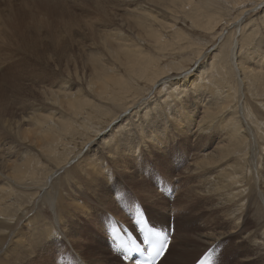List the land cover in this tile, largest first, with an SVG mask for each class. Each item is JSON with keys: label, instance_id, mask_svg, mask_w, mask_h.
Returning a JSON list of instances; mask_svg holds the SVG:
<instances>
[{"label": "bare ground", "instance_id": "obj_1", "mask_svg": "<svg viewBox=\"0 0 264 264\" xmlns=\"http://www.w3.org/2000/svg\"><path fill=\"white\" fill-rule=\"evenodd\" d=\"M13 1L0 0V25L4 31L0 37V49H8L11 54H19V49L26 53L36 52L39 46L42 48H40L41 52L44 49L47 50L52 45L49 42L41 43L40 37L44 35L41 32L48 28L52 32L53 46L55 45L53 48L56 50L66 49V46L63 48L61 45L58 46V43L67 40L70 36L73 37V33L78 29L87 30L86 37L92 39L90 48L94 50L84 54V61H81L83 65L79 63L81 68L90 70L85 78L88 92H84L79 85L76 89H71L72 91L65 89L56 91L51 88L39 90L40 96L46 101H55L57 109L61 108L63 115L56 119L50 114L42 115L40 111H48L49 108L39 107L33 110V116L29 115V127L21 126L20 122H11L12 126L15 125V136L19 139L23 136L22 139L28 140L30 144L38 143L35 147L38 152L26 151L20 154L18 151L16 158L7 157L10 164L0 156V160L4 162H0V167H2L0 177L5 179V183L0 185V191L5 190L4 194L0 195V200L3 196L11 197L14 194L17 198L20 197L23 193H20L19 189L26 190V192L33 189L29 191L30 195L28 193L25 195V197L29 196L27 203L38 193L40 198L36 204L33 201L29 207H34V205L38 207L39 201L45 203L46 211L50 215L45 218L52 219L56 225H60L65 218V223L69 224L68 231L73 235V212L67 210L66 204L61 203V200L63 201L64 194L68 195L71 192L69 188L76 194L78 192L80 196L83 193L82 184L86 190L85 184L94 183L93 181L98 179L100 169L98 170L97 165L104 161L100 162L95 155L101 153L102 156L107 155L116 161L115 155H119L120 152L136 154L139 150L138 145H146L148 138H153L160 144L163 139L161 145H165L166 142L162 135L171 126L174 136L178 133L183 136L192 134L196 150L188 172H191L192 176L197 173L209 174L206 181L208 188L206 193L216 194L223 201L222 203L229 201L230 206L226 214L235 217L236 211L233 210L230 199H227L226 195H221V190L229 191L239 184L246 189H251L249 184L255 182L254 190L258 197L256 201L260 203L259 209L263 211V218L259 220L257 230L255 229L250 235L254 236L251 238L253 241L255 239L258 245L255 249L264 251V169L256 168V151H260L258 154L260 161L261 155L264 154V142L258 143L255 140L252 128L250 132L252 122L258 126V130L264 128V103H262L264 97V0H48L50 3H42V0H21L20 6L12 5ZM117 1L119 3H116ZM260 7L262 12L259 15L256 14L258 16L252 17L245 24L242 23L248 15L254 16L250 13L257 11ZM76 11L85 16L100 15L101 17L87 19L86 23L85 19L82 24L84 19L82 20L83 17L76 14ZM36 15L40 19H36ZM182 19L183 22H186L184 19L190 22V27L193 28L192 31L190 30L192 34L189 35V32L186 33V30L177 26L178 21ZM95 22L101 24L104 29L98 32L99 29L96 30L93 24ZM28 23L34 26L33 31L26 27ZM219 27L221 29L217 31ZM224 30L228 32L219 49V53L225 54L222 60L218 59V55L211 57L207 67H204L205 63L197 69V74L194 73L195 78L191 82L188 77L181 79L182 75L170 76L173 72L180 73L185 63L200 61V57L206 52L204 46L208 44L210 38L216 37ZM237 30L240 35L234 36ZM64 31L67 32V38L63 35ZM96 31L100 34L96 35ZM194 36L198 39H194ZM233 37L237 39L241 37V43L240 39L237 40L235 42L237 48L233 46L231 50L229 44ZM48 40L50 41V38ZM65 42L63 44L67 45ZM58 52L61 54L60 51ZM22 56L26 55L22 54ZM231 60H235L239 83H236L232 65H229ZM223 64L227 65L229 78L235 81L234 83L221 81L226 78V74L223 73ZM181 74L184 75L183 72ZM4 77L1 76L0 79ZM59 83L62 84L63 81ZM4 84H0V107L5 108L2 110L6 112V108L10 105L9 109L7 108V113H9L8 110H13L15 108L13 106L19 104L20 90L17 85L12 84V87H7ZM152 87L157 90L159 96L162 95L163 99L158 98L148 104L146 102L147 105L144 104L141 111L133 110L138 104V99H142V94L150 91ZM237 87L241 91L239 95L243 100L245 99L244 91H248L257 105L255 108L250 102L240 107V98H236ZM8 93L13 96V101L16 100V103L7 102ZM90 93L100 98L97 99L98 102L95 101L96 97L91 96L93 99L90 97ZM180 94L186 95V98L181 99ZM260 94L263 97L260 98ZM200 98L203 102L199 106V114L194 118L195 129L179 132V125L186 126L191 123L196 109L192 101ZM100 100L109 104L104 105ZM229 104L231 105L228 107ZM226 107L228 108L225 109ZM144 108L148 109L144 110ZM150 110H154V113L151 114ZM118 112L125 113L129 117L125 124L120 123L121 116L116 117ZM248 115H252L254 121L244 122ZM72 116L82 118L81 122L69 120ZM137 117L142 119L138 124L135 120ZM105 124H107L106 127L102 129ZM124 125L128 128L122 130ZM96 127L102 128L95 129ZM84 130L100 131L99 137L95 135L89 138V135H86L87 138L82 140L80 137L87 133ZM128 130L130 133L126 135ZM261 136L264 139V135ZM199 139L206 143H200ZM75 140L87 141L83 146H79ZM210 141L215 143L211 150H206L210 147ZM184 144L187 145L184 149L191 151L190 144L187 142ZM198 152L201 155L199 157L196 156ZM42 159L46 162L43 163ZM71 162L73 163L70 164ZM252 166L255 168L253 171ZM59 172L64 173L66 177L64 185L60 183L59 175H57ZM210 178H214L215 181ZM6 183L8 184L7 189L3 188ZM15 187L19 193L16 192ZM139 187L143 185L139 184ZM145 194V199H148L153 206H156L153 202L155 197L161 200V196L156 195L155 192L149 191ZM163 200L166 199L163 198ZM251 201L252 198L249 202ZM145 202L147 204V201ZM22 206L25 205L20 204L18 209ZM159 206V204L155 208L146 206L147 216L155 224L161 223V226H168L170 214L165 216L163 212H158L156 208ZM27 211L30 213V210ZM38 211H42L44 215L47 214L43 210ZM159 214L165 216V219L162 220ZM242 216L244 213L237 218ZM2 217L9 219L11 215L5 210H0V218ZM186 218H188L187 214L182 215L180 212L174 215V221H172L175 223V232L172 242L157 264H183L189 251L193 253L198 251L195 260L187 263L194 264L226 232L214 229L210 232L204 230L197 233L194 241L189 242L186 240L188 232L179 234V230H182L181 221ZM31 220L39 224L26 229L24 233L27 241H18L17 246L9 248L11 241L14 240L12 236L5 249L0 246V254H2L0 264L16 262L20 264V261L33 251L34 241L51 237L49 227L41 221L42 216L39 212L36 211ZM2 222L4 224L0 225V239L5 238L8 232L12 233L14 229L16 230V228H11L10 222L4 221L3 218L0 219V223ZM160 225L159 228L162 229ZM62 228L66 229V226ZM57 229L61 230L59 226ZM242 231L247 230L244 228ZM3 241L0 240V244ZM112 243L114 244L113 241ZM174 246L175 248L179 246V250H175ZM95 247L97 248V245L92 248ZM38 249L31 257V264H59L56 256L42 257L43 252ZM124 260L126 261V258ZM210 263L211 260L208 261V264ZM91 264H98V262ZM133 264H135L134 261Z\"/></svg>", "mask_w": 264, "mask_h": 264}, {"label": "rangeland", "instance_id": "obj_2", "mask_svg": "<svg viewBox=\"0 0 264 264\" xmlns=\"http://www.w3.org/2000/svg\"><path fill=\"white\" fill-rule=\"evenodd\" d=\"M42 3H50V1L42 0ZM116 3L119 2L117 1ZM11 4L15 6H20L22 4V1L14 0L13 2H11ZM1 7L3 8L4 6ZM107 7L109 8V6ZM117 10H119V8H117ZM107 11L110 12L109 9H107ZM260 12H262L261 7L257 11L250 13L251 15L254 16L248 15L244 19L245 22L242 23L245 24L252 17L258 16ZM76 14H80V13L76 11ZM80 15L83 17L82 20L84 19L82 24H84L85 19H86L85 21L86 23L88 21L87 19L90 20L101 17L100 15H90V16H85L83 14ZM36 19H40V17L36 15ZM181 21L180 20L178 21L177 26L182 27L184 31L186 30L185 31L186 33L189 32V35L190 33L192 34L191 31L193 30V28L190 27V22H188L185 19L184 21L186 22H183V19ZM71 23L73 22L71 21ZM93 24L96 30L99 29L98 32L104 29V27L97 22ZM26 27L29 30L32 31L34 30V26L32 25V23H28ZM30 27H32V29H30ZM0 28H1L0 29L1 32L0 37H1L4 31L1 25ZM220 29L221 28L219 27L217 31H219ZM227 32H228L227 30L221 31L219 35L217 34L216 37L214 36L213 38H210L211 42L209 41L208 44L204 46V48L206 47L204 49V51L206 52L200 57V61L198 60L196 63L192 62L190 64L184 62L185 66L181 69L180 73L173 72L172 74H170V76L173 77L176 76L177 74L182 75L181 79H183L184 77L186 78L188 77L189 78L188 80L191 82V80L195 78L194 73L197 74V69H199V67H201L205 63L206 65L204 67H207V64L210 62L211 57L218 55V59L222 60L223 59L222 56L225 54L223 52H220L221 53L220 54L219 49H221L222 40H224V36L226 35ZM41 33L44 35L46 34L45 36L41 35L40 37L41 43L47 44L49 42V44L52 45L51 48L47 50L44 49V51L42 50V52H41L42 49L41 46H39L38 51L36 52L34 51L32 53H28V52L26 53V51H22L21 49H19L18 50L19 54H11L8 51V49H0V58H1L0 78L1 76L2 78L3 76H5L4 79H0V84L5 83L4 85H6L7 87H12V84H14L17 85L20 90L18 96L19 104L14 105L13 107L15 108L13 110L11 111L8 110L9 113H7V108L10 105L6 108V112L3 111L5 110V108L0 107V113H2L0 116V156L2 157V159H6V161L8 159L7 157L9 156L12 159L16 158L18 151L20 154L25 153L26 151H32L33 153L38 152L36 151L37 148H35L38 143L30 144L28 140L22 139L23 136L20 139L15 136L14 134L15 125L13 124L12 126L11 122L13 123L20 122L21 126L23 127L25 126V128L26 126L29 127V120H30L29 115L33 116L32 114L33 110L39 107L49 108L48 111H40L42 115L50 114L55 119L63 115V112L61 111L62 109L61 108L57 109V105L55 101H51V102L46 101L44 98L40 96L39 90H42L44 88H51L56 91H58L59 89L72 91L76 89L79 85L84 90V92L85 91L88 92L87 85L85 83V78H87V75L90 73V70L86 68H81L82 67L81 65H83V62L81 61H84V54H86L87 52H91V50L93 51L94 49L90 48V46L92 45L91 43L92 39L86 37L87 30L85 29L84 31H82L78 29L76 30V32L73 33V37L70 36L67 40L60 41L58 43V46L61 45V47L63 46V48L66 46L65 47L66 49L63 50L60 47H59L60 49L57 50L53 48L55 46V45L53 46L54 39L52 32L49 31L48 28H46ZM66 33L67 32L65 31L63 32L65 38L68 37ZM239 33H240L239 30H237L234 33V36L240 35ZM95 34L99 35L100 33H97L96 31ZM44 38L46 41L44 40ZM49 38L50 41L48 40ZM195 38L198 39L197 37L194 36V39ZM239 39L241 43V37H239L238 39L234 37L232 38V41L229 44L231 50H233V46L235 47V49L237 48L235 42L237 40L239 41ZM64 42L67 45H64L63 44ZM58 51H60L61 54H59ZM97 53H102V52H97ZM22 54L26 56H22ZM230 64L232 65L231 68L233 67L232 69H234L233 72L235 75V79L237 81L236 83H239L238 77L236 76L235 60H231L229 65ZM223 65H224L223 73L224 75L226 74L225 76L226 78H224L225 80L222 79L221 81L222 82L224 81L223 83L225 82L232 83L233 81L230 80L228 74L229 71L226 68L227 65L225 64ZM107 72L108 74L110 73L109 70ZM181 72H183L184 75L181 74ZM205 75L208 76V74ZM77 76L79 78H77ZM10 78L14 80H9ZM40 78H44V79H40ZM62 81H63L62 84L59 83ZM233 89L234 87L232 88V91ZM237 89H238L237 92L238 94H236L237 96L236 98H240L239 101V104L241 103L240 107L242 106V104L245 103H247L248 105V102L252 103L253 108L257 106L253 98L250 97V94L248 93L247 90L244 91L245 99L243 100V98H241V96L239 95V92L241 91H239L238 87ZM180 95H181L180 96L181 99L186 98V95L185 96L184 94H180ZM91 96L93 98L96 97L95 98L96 102H98L97 99H100L97 96H94L93 93H90V97ZM161 96L162 95L159 96L157 94V90L154 87H152L150 91L142 94L141 97L142 99H138L139 100L137 102L138 104L133 108V110L141 111L144 107V104H146V102L148 104V102H154V100H158V98H160L161 100L163 99ZM259 97L261 98L263 96L260 94ZM13 99H14L13 96H10V94L8 93V96L6 97L7 102H9L10 104L16 103L15 102L16 100L13 101ZM62 99L63 98H61V100ZM100 101L104 105L109 104L108 102H103L102 100ZM262 101H263L262 103H264V97L262 98ZM202 102L203 100L201 98L194 99L192 101V103L195 105L196 108L194 112L195 116H193V119L190 124L186 126L179 125L178 126L179 132H182L186 129L192 131L195 129L194 118L196 117L197 114H199L200 111L199 106L200 104H202ZM257 104L259 103L257 102ZM230 105L231 104H229L228 107ZM228 107H226L225 109H227ZM146 109L148 108H144V110ZM11 112L13 115L11 114ZM150 112L151 114H153L154 110H150ZM227 115H229V113H227ZM119 116L122 117V118L120 117L121 118L120 123L125 124V122L128 121L129 117H127L125 113L120 114L118 112L116 117ZM252 117H253L252 115H248L247 119H245L244 122H246L247 120L254 121L253 120L254 117L253 118ZM13 118L14 120L16 118L15 122ZM69 120H78L79 122H81L82 118L72 116L69 118ZM135 120H136V124H138L139 121H142L141 117L140 118L137 117L135 118ZM197 123H198V118H197ZM254 123L255 122L251 123L250 132L252 128L254 130L255 140L258 141V143L264 142V139L261 138L262 137L261 135H264V128H260L258 130L257 129L258 126H255ZM106 125L107 124H105L103 128L96 127L95 129H99V128L104 129ZM123 128L126 129L128 128V126L127 125L122 126V130H125ZM168 128L169 129H167V131L162 135V137H164V140L166 142L165 145H161L163 144V139H162V143L160 144L158 142L159 143L158 144L157 141H154L153 138H148L146 139L147 142L146 145L145 144L138 145L139 150L137 151L136 154L125 151L120 152L119 155L118 154L115 155L116 161L115 159H111L107 155L102 156L101 153L95 155L96 156L95 158H99L100 162L101 160L104 161L97 165L98 170L100 169L98 179L96 181H93L94 183L85 184L87 188L86 190H85V186L82 184L81 186H83L82 187L83 193L80 196H78V192L76 194L71 188H69L71 192L68 193V195L64 194L62 198L63 201L61 200V203L66 204L67 210H72L73 212L72 213L73 215L72 220L74 223L72 229L73 235L70 234V232L68 231L69 224L65 223V218L63 219L60 225H56L55 223H53L52 219L47 220L45 218V216L46 217L50 216L46 211L47 206L45 203L39 201L38 207L35 205L34 207H29L31 206L33 201L36 204V202L39 200L38 198H40V195L38 193L32 198V200L29 203H27L29 201L28 199L29 196L25 197V195L28 194L30 195L31 192L29 191H33V189L27 190V192L26 190L23 191L19 189L20 193L23 194L18 198L16 197L15 194L11 197L3 196V199L0 200V210H5L8 213H10L11 218L9 219L4 217L2 218L4 221L10 222L9 224L10 227L16 228V230L14 229L12 233L8 232L5 238L0 239V240H4L0 244V246H2L3 249H5L8 245V240L12 236L14 240L11 241L9 248L14 245L17 246L18 241H27L26 234L24 233L26 232V229L28 230V228H33L34 225L39 224L31 220L33 214L37 211L39 212V215L42 216L41 221L46 223L49 227L51 237H47V238L52 240L53 239L52 233H56V236L52 243L48 244L47 246L39 247L38 250H42L43 252L42 257H48L51 255L56 256L59 264H91L96 262H98V264H133L134 260L125 261L124 258L120 256V254H117L113 250V245H114L112 243L113 238L111 232L108 230V224L117 220V223L119 225L125 224L128 226H132V224L134 223L132 216L135 215L136 206H139L141 209L145 210V215L147 216L146 206L149 205L150 207L155 208L159 204L160 206L156 208L158 212H163L165 216L170 214L169 215L170 219L168 220L169 223L167 224L168 226H162L164 228L166 227L167 231L169 230V225L171 223L175 224L173 221L176 212L177 213L180 212L182 215L187 214L188 218L182 219L183 222L181 221L182 230L179 229L178 230L180 231L179 234H183V232L189 233L186 237V240L189 242L194 241L197 236V233L204 230H207L209 232L211 229H214L216 231L223 230L221 232L226 231L225 234L222 235L220 238H218L217 242L211 246L213 249H215L211 253L212 264H264V251L260 249L257 250V248L255 249L257 245L256 241L255 239L253 241L252 238H254V236L252 237V235H250V233L255 231V229L257 230V227H259L258 226L259 220L263 218L262 217L263 211L259 209L260 203L256 201L258 197L254 190L255 182H251L249 184L251 186V189H246V187H243L241 186V184H239V186H236L233 189H230L229 191L221 190L222 191L221 195L222 196L226 195V198L230 199L233 210L236 211L235 217L231 216V214L230 215L226 214L228 211V206H230L228 204L229 201H227L226 203H222L223 201L219 198V196H216V194L210 195L206 193L208 190L206 186V181L207 178H209V174L197 173L192 176V174H190L191 172L190 173L188 172L189 170L188 168L190 167V163L193 162L192 160L194 159L193 157L196 150L195 144H193L194 141L192 138V134L191 135L187 134L186 136H183L180 133H178L177 136H174V134H172L173 133L172 127L169 126ZM102 129L100 131H102ZM84 131L87 133H85L80 137L82 140L87 138L85 137L86 135L87 136L89 135L88 136L89 138L90 137L93 138L95 135L98 136L100 133V131L99 132H93L90 130H84ZM129 133L130 131L128 130L127 133L125 134L127 135ZM48 137L50 139L52 138L51 136ZM87 140L85 141L75 140V141L78 142L79 146H83ZM199 140L200 143H206V141H201L202 139ZM184 142L190 144L189 147L191 151H187L184 149V147L187 146L184 144ZM214 143H211L210 147H208L206 150H211L212 145H214ZM173 151L175 152L172 154ZM258 154H260L259 150L256 151V157H257L256 168H260L262 170L264 169V163H263L264 154L261 155L260 161L258 160L259 158ZM196 156L199 157L201 155L198 152ZM117 161L120 162L118 163ZM0 162L4 163L2 160H0ZM42 162L45 163L46 161L42 159ZM8 163L10 164V162ZM72 163L73 162H71L70 164ZM0 169H2V167H0ZM251 169L253 171V169L255 168H253L252 166ZM57 175H59L60 183L64 185V183H66L65 180L66 177L64 173L59 172ZM210 179H212V181H215L214 178H210ZM4 180L5 179H2V177H0V185L5 183ZM7 183L3 188L7 189L8 187ZM139 184L141 186L143 185V187H139ZM15 190L16 192L19 191L16 187ZM148 190L152 191L153 193L155 192V194L158 196H161L160 197L161 200L158 197H155L153 199L154 205L156 206H153L148 199H145L146 197L145 193H148L149 192ZM4 192L5 190L2 189L0 191V195H3ZM162 196L166 200H163ZM247 197H248V201H246ZM250 198H252L251 203L249 202ZM145 201H147V204ZM73 203H75V205H73ZM20 204H23L25 206H22L20 209H18V206ZM27 205L28 207H26ZM27 210H30L31 214ZM38 210H43L47 214L44 215L42 211H38ZM113 210L114 212H112ZM242 213H244V216L238 219L237 217ZM159 215L162 220L163 218L165 219V216H162L161 214ZM2 218L0 219L2 220ZM148 220L152 225L157 227L161 224V223L154 224V222L150 218H148ZM2 224L4 223L3 222L0 223V225ZM57 226L61 228L60 231L57 229ZM63 226H66V229H63L62 228ZM243 227L246 228L247 231L243 232L242 231L244 229ZM15 231H17V233ZM94 245H97V248L96 247L92 248ZM174 249L179 250V246L178 247L176 246V248L174 246ZM189 252L190 253L187 255L186 261H184L183 264H187L195 260V258L198 255L196 254L198 253V251L196 253H193L192 251ZM1 256L2 254H0V258ZM13 264H19V263L16 262Z\"/></svg>", "mask_w": 264, "mask_h": 264}, {"label": "snow or ice", "instance_id": "obj_3", "mask_svg": "<svg viewBox=\"0 0 264 264\" xmlns=\"http://www.w3.org/2000/svg\"><path fill=\"white\" fill-rule=\"evenodd\" d=\"M134 224L137 226L136 231L138 233V236L135 237L131 233L122 236L115 226L111 228V235L114 240L113 250L117 254L122 253L125 257L132 256L133 253H139L143 264H154L155 261L165 255V251L169 248L170 238L165 232L150 226L145 216V210L139 206L135 208ZM55 236L56 233H52V240L45 237L34 241L32 245L33 251L25 259L20 261V264H31V257L35 255V250L52 243ZM214 250L210 248L197 261V264H208V261L211 260V253ZM137 264H141V261L137 260Z\"/></svg>", "mask_w": 264, "mask_h": 264}]
</instances>
